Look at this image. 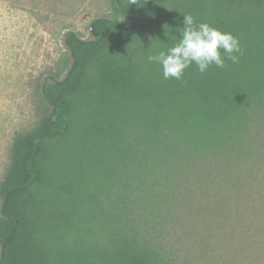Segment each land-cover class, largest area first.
Returning <instances> with one entry per match:
<instances>
[{
  "label": "trees",
  "instance_id": "trees-1",
  "mask_svg": "<svg viewBox=\"0 0 264 264\" xmlns=\"http://www.w3.org/2000/svg\"><path fill=\"white\" fill-rule=\"evenodd\" d=\"M182 13L239 37V62L165 80L146 57L178 42ZM90 31L66 34V71L41 81L36 122L13 135L0 264H168L143 212L264 109V0H112Z\"/></svg>",
  "mask_w": 264,
  "mask_h": 264
},
{
  "label": "rangeland",
  "instance_id": "rangeland-1",
  "mask_svg": "<svg viewBox=\"0 0 264 264\" xmlns=\"http://www.w3.org/2000/svg\"><path fill=\"white\" fill-rule=\"evenodd\" d=\"M111 12L112 0H0V179L14 133L41 112L38 85L67 69L66 34L91 39V21ZM161 191L143 217L168 264H264V109Z\"/></svg>",
  "mask_w": 264,
  "mask_h": 264
},
{
  "label": "clouds",
  "instance_id": "clouds-1",
  "mask_svg": "<svg viewBox=\"0 0 264 264\" xmlns=\"http://www.w3.org/2000/svg\"><path fill=\"white\" fill-rule=\"evenodd\" d=\"M136 3V0H128ZM178 42L166 50L149 53L147 63L158 64L165 80L183 81L185 70L193 64L200 73L215 65L225 68L226 61L239 62L243 54L239 37L207 22H199L191 13H182ZM166 34V33H165Z\"/></svg>",
  "mask_w": 264,
  "mask_h": 264
},
{
  "label": "water",
  "instance_id": "water-1",
  "mask_svg": "<svg viewBox=\"0 0 264 264\" xmlns=\"http://www.w3.org/2000/svg\"><path fill=\"white\" fill-rule=\"evenodd\" d=\"M89 27L91 28V24H89Z\"/></svg>",
  "mask_w": 264,
  "mask_h": 264
}]
</instances>
